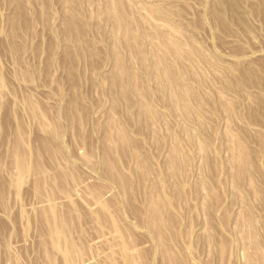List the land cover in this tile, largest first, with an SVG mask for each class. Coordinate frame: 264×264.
<instances>
[{"label":"rangeland","instance_id":"rangeland-1","mask_svg":"<svg viewBox=\"0 0 264 264\" xmlns=\"http://www.w3.org/2000/svg\"><path fill=\"white\" fill-rule=\"evenodd\" d=\"M0 225V264H264V0H0Z\"/></svg>","mask_w":264,"mask_h":264},{"label":"bare ground","instance_id":"bare-ground-1","mask_svg":"<svg viewBox=\"0 0 264 264\" xmlns=\"http://www.w3.org/2000/svg\"><path fill=\"white\" fill-rule=\"evenodd\" d=\"M169 42H170V41H168V43H169ZM170 45H172V46L174 47V49H176V48H175L176 45L173 44V42H172V43L170 42ZM172 46H171V47H172ZM171 49H173V48H171ZM174 49H173V50H174ZM158 65H159V67H160V66L162 65L161 62H159ZM161 70H162V69H161ZM165 73H166V72H164V74H165ZM118 136L120 137L121 135L119 134ZM121 139H122V138H121ZM122 141H123V140H122ZM17 150H18V149H17ZM16 154H18V151H17ZM16 154H15V156H16ZM19 155H20V154H19ZM19 155H17V156H19ZM17 156H16L15 159H14V160H16V161H15V166L17 165V168H15V169H18V170H19V173H21L23 166L21 165V166H22V167H21L20 164H18V163H19V160H20L21 157L19 158V160H17V159H18ZM20 156H21V155H20ZM22 158H23V157H22ZM22 158H21V159H22ZM20 162H21V161H20ZM24 163H25V162H24ZM21 164H22V162H21ZM23 170H24V169H23ZM43 171H44V170H43ZM44 172H45V171H44ZM41 173H42V172H41ZM22 174H23V172H22ZM22 174H21V175H22ZM17 175H18V173H17ZM42 175H44V173H42ZM53 175H54V174H53ZM18 176H19V175H18ZM46 176H47V175H46ZM46 176H45V177H46ZM42 177H43V176H42ZM20 179H21V178H20ZM46 180H47V179H46ZM19 182H20V181H19ZM16 183H17V182H16ZM37 190H38V189H37ZM39 192H40V190H39ZM47 192H48V191H47ZM51 192H52V191H51ZM51 192H50V193H51ZM64 192H65V191H64ZM50 193H49V194H50ZM53 193H54V192H53ZM46 195H47V193H46ZM53 197H54V195H53ZM51 199H52V198H51ZM51 199H50V200H51ZM54 200H55V199H54ZM45 204H46V203H45ZM55 204H56V203H55ZM103 204H104V203H103ZM50 205H51V204H50ZM52 207H53V205H52ZM104 207H105V206H104ZM154 207H156V206H154ZM154 207H153V209L156 210V208H154ZM47 208H48V207H47ZM55 208H56V207H54L53 209L51 208L50 213H48L49 215L51 214L52 217H51V216H50V217H51L53 220H52V221H51V220H48V219H47V220L49 221V223L51 224V226H52V224H53L52 229H51V227H50V229H51L50 231H51V233H52V236H51V235H50V236H51V237H54V241H53L54 243H52V244L54 245V248H55V247L58 248V247H61V246H58V245H59V240L62 238L61 235H62V232H64V227H63V224L60 225V226H59V224H58V221H57L58 219L56 218V215H55L56 212L54 211ZM105 208H106V207H105ZM106 209H107V208H106ZM56 210H57V209H56ZM110 210H111V209H110ZM110 210H109V211H110ZM48 211H49V210H48ZM44 212H45V210H44ZM153 212H154V211H153ZM155 213H156V214H159V212L157 213V210H156ZM155 213H154V214H155ZM45 215H46V213H45ZM46 216H47V215H46ZM58 216H59V215H58ZM157 216H158V215H157ZM44 217H45V216H44ZM48 217H49V216H48ZM60 217H61V216H60ZM156 219H157V218H156ZM158 219H159V218H158ZM50 221H51V222H50ZM60 221H61V219H60ZM62 221H63V218H62ZM52 222H53V223H52ZM157 223H158V222H157ZM72 224H73V223H72ZM49 226H50V225H49ZM61 226L63 227V229H62ZM64 226H65V225H64ZM0 227H1V225H0ZM66 227H67V226H66ZM66 227H65V228H66ZM69 227H70V226H69ZM71 227H72V226H71ZM1 229L3 230V226H2ZM1 229H0V231H2ZM61 229H62L63 231H62ZM65 230H66V229H65ZM68 230H69V229H68ZM3 231H4V230H3ZM48 231H49V230H48ZM66 232H67V231H66ZM64 233H65V232H64ZM65 234H66V233H65ZM63 235H64V234H63ZM64 236H65V235H64ZM51 237H50V238H51ZM60 237H61V238H60ZM68 237H69V236H68ZM56 238H57V239H56ZM58 238H60V239L58 240ZM62 239H63V238H62ZM61 242H62V241H61ZM61 242H60V243H61ZM61 245H62V244H61ZM45 247H46V246H45ZM52 248H53V247H52ZM45 249H46V248H45ZM60 250H61V249H60ZM45 253H47V252H45ZM66 253H67V252H66ZM66 253H65V254H66ZM68 255H69V254H68ZM66 257H67V255H66ZM66 259H67V258H66ZM68 259H69V257H68ZM51 263H52V262H51Z\"/></svg>","mask_w":264,"mask_h":264}]
</instances>
